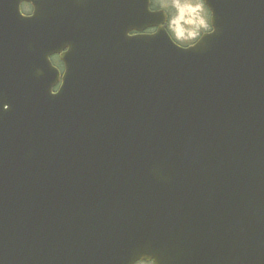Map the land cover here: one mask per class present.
<instances>
[{
    "label": "water",
    "instance_id": "1",
    "mask_svg": "<svg viewBox=\"0 0 264 264\" xmlns=\"http://www.w3.org/2000/svg\"><path fill=\"white\" fill-rule=\"evenodd\" d=\"M22 2L0 0V264H264V0H208L188 50L127 34L162 19L146 0Z\"/></svg>",
    "mask_w": 264,
    "mask_h": 264
},
{
    "label": "clouds",
    "instance_id": "2",
    "mask_svg": "<svg viewBox=\"0 0 264 264\" xmlns=\"http://www.w3.org/2000/svg\"><path fill=\"white\" fill-rule=\"evenodd\" d=\"M147 10L152 13H162V19L158 24L148 25L142 28L143 32L134 34L135 28L127 32L129 36L154 35L163 30L170 43L181 50H188L195 47L205 35L215 32L213 24V10L208 0H146ZM17 11L20 15L17 5ZM35 14V3L31 0L28 11L22 18H31ZM70 50V45L65 44L60 51L53 50L47 56L50 65L59 70L60 81L50 86V95H57L62 86L67 72L66 63L62 59L64 53ZM37 74L40 70L37 69ZM7 103L0 104V109L7 110ZM130 264H156L154 256H137Z\"/></svg>",
    "mask_w": 264,
    "mask_h": 264
},
{
    "label": "flooded vegetation",
    "instance_id": "3",
    "mask_svg": "<svg viewBox=\"0 0 264 264\" xmlns=\"http://www.w3.org/2000/svg\"><path fill=\"white\" fill-rule=\"evenodd\" d=\"M40 2H42L43 4H44V6H46L48 3H49V0H39ZM138 32H143V30H141V31H136L135 30V32H134V34L135 33H138ZM59 71V70H58ZM60 81V80H59Z\"/></svg>",
    "mask_w": 264,
    "mask_h": 264
}]
</instances>
